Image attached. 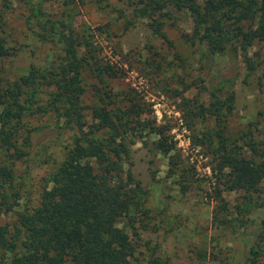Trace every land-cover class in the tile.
Instances as JSON below:
<instances>
[{
    "label": "rangeland",
    "instance_id": "rangeland-1",
    "mask_svg": "<svg viewBox=\"0 0 264 264\" xmlns=\"http://www.w3.org/2000/svg\"><path fill=\"white\" fill-rule=\"evenodd\" d=\"M31 3H40L44 19L57 22L59 29L86 31L97 39L103 55L124 67L125 74L112 81L115 92L121 97L134 93L148 112L142 119H155L176 145L173 164L169 154L155 147V133L144 127L123 161L124 178L130 172L134 181L129 184L139 183L147 191L149 208L147 215H139L136 229L125 218L118 223L135 244L132 264H148L147 245L157 247V254L171 264L244 263L248 249L241 223L248 224V239L259 231L264 235V180L249 198V192L219 180L213 172L217 161L208 148L193 141L194 133L205 125L212 128L214 122L196 119V130L189 129L183 103L198 98L208 106L212 91L233 93L226 135L244 149L253 142L264 149V44L256 41L246 55L235 42L215 52L213 45L193 39L196 19L187 12L159 17L157 21H163L159 33L156 22L142 16L140 6L131 0H0V35L10 47V55L0 59L3 86L28 74L32 66L46 68L62 51L54 40L38 37L37 20L29 21ZM246 56L255 63L253 69ZM91 99L89 95L87 102ZM82 113L91 123L90 110ZM23 125L20 134L30 135V143L23 146L24 157L12 163L19 196L14 208L1 217V223L9 225L20 211L39 203L44 187L50 186L48 175L64 160L77 132L52 112L29 115ZM215 213L227 222L215 219ZM206 252L210 259L201 254Z\"/></svg>",
    "mask_w": 264,
    "mask_h": 264
},
{
    "label": "trees",
    "instance_id": "trees-1",
    "mask_svg": "<svg viewBox=\"0 0 264 264\" xmlns=\"http://www.w3.org/2000/svg\"><path fill=\"white\" fill-rule=\"evenodd\" d=\"M131 2L140 6L142 16L156 22L159 33L163 24L157 21L159 17L187 12L196 19L193 39L213 45L215 52L235 42L246 55L256 41L264 44V0ZM31 4L29 21L37 20L38 37L54 40L62 51L46 68L32 66L28 74L8 81L6 86L0 81V264H132L135 244L118 223L125 218L136 229L139 215H147L149 208L147 191L139 183L129 184L134 181L130 172L124 178L123 161L144 127L155 133V147L169 154L173 164L176 145L155 119H142L148 112L134 93L121 97L115 92L112 81L125 74L124 67L103 55L97 39L86 31L59 29L57 22L44 19L40 3ZM8 55L10 47L0 35V59ZM246 58L253 69L255 63ZM261 64L264 77V59ZM89 74L93 84L87 80ZM218 92L212 91L208 106L198 98L184 99L183 112L191 130H196V119L213 120V127L205 125L194 133L193 141L208 148L217 161L213 172L219 180L249 192V198L264 180V149L256 142L247 144L248 149L237 140L230 142L226 128L234 109V94ZM89 95L92 99L88 103ZM84 109L90 110L91 123L83 119ZM49 112L64 125L77 127L73 145L48 175L50 186L44 187L39 203L20 211L13 225L1 223L3 213L14 208L19 196L12 163L24 157L23 146L30 143V135L20 134L23 122L29 115ZM217 196H222L221 191ZM215 219L222 223L228 220L221 213H215ZM241 228L248 249L242 264H264V235L259 231L254 239H248V224L241 223ZM146 247L148 264H171L157 254V247ZM201 254L210 259L211 253Z\"/></svg>",
    "mask_w": 264,
    "mask_h": 264
}]
</instances>
